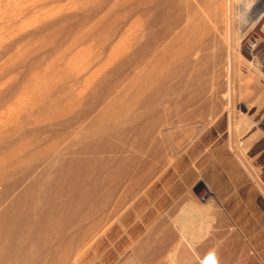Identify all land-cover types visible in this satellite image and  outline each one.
<instances>
[{
	"label": "bare ground",
	"instance_id": "bare-ground-1",
	"mask_svg": "<svg viewBox=\"0 0 264 264\" xmlns=\"http://www.w3.org/2000/svg\"><path fill=\"white\" fill-rule=\"evenodd\" d=\"M129 1L128 16L142 10V30L133 33L136 42L130 39L114 45L98 66L99 55L80 53L77 59L84 62L80 70L91 72L82 82L84 90H72L77 60L69 59L62 65L61 52L47 63L46 76L29 85V101L21 108L34 116L35 122L68 118L63 121L64 128L54 133L55 138L42 144L44 140L40 142L36 136L44 132L41 129L24 131L12 139L6 126L0 125V264H68L69 254L83 239L86 243L87 233L98 223L105 227L118 220L132 192L143 190L172 158L177 144L173 148L165 146L167 139L164 141L162 135L176 140V130L215 124L226 111L230 112L233 142L245 150L252 164L261 162L264 174V63L258 57L264 27L261 10L255 15L249 13L254 0H234V16L221 9L215 20L199 12L195 0ZM123 15L111 6L87 24L89 27L76 38L77 42L94 38L111 47L125 19ZM225 17L236 26V47L228 53L221 46L210 52L208 48L217 44L208 39L211 27ZM245 73L255 78L257 97L244 95L245 84L240 80ZM70 136L66 143L69 146L61 148V139ZM134 148L138 151L135 155L124 156V151ZM107 150L116 153L115 159L103 156ZM69 151L82 155L66 157ZM132 170L135 174L132 172L134 176L128 179L126 175ZM205 185L199 186V198L208 203L198 206L209 208L215 204ZM261 188L264 190V184ZM108 206L111 212L95 219L96 223L83 229V233H71L72 225H81L88 216ZM185 209L175 220L183 231L192 221L193 212ZM166 225V219L160 220L132 252L133 257L143 260L141 264H163L168 251L171 264H178L184 243L194 250L199 264H218L219 243L216 248L212 241H205L206 251L198 254L185 232L180 238L176 234V241L173 231H166ZM132 254L125 264L136 261Z\"/></svg>",
	"mask_w": 264,
	"mask_h": 264
},
{
	"label": "rangeland",
	"instance_id": "rangeland-1",
	"mask_svg": "<svg viewBox=\"0 0 264 264\" xmlns=\"http://www.w3.org/2000/svg\"><path fill=\"white\" fill-rule=\"evenodd\" d=\"M220 2L222 6L218 4ZM231 2L229 0H195V4H197L195 6L199 12L209 14V17L212 16V19L215 20L221 14V9L225 10V13L229 11L230 15L228 14V16H234L235 11L233 10L236 2L234 3V0H231ZM129 5V0H0V125L6 126L9 130L8 135L11 132L9 136L13 137L12 139L18 137L24 131H39L42 129L44 132L36 136H38V139L40 137V142L43 139L44 141L41 143L44 144V142L50 141L51 138H55L57 136L55 134L64 128L62 127L63 121L68 120L66 116L58 119H44L37 123L34 121V116L28 115L22 110L21 106L29 101L31 93L28 90L29 85L37 78L46 76L45 67L47 63L52 58H56L61 52L60 54L64 58L61 60L62 65L63 62L66 63L69 59L77 60L75 74L72 77V83L75 84L72 90L74 92L84 90L82 82L91 72L80 70V66L84 63L81 59H77L80 53L91 51L99 55L96 60L98 66L105 62L114 45L130 39L131 43L136 42L133 33L142 30V10L128 16L126 10ZM111 6L117 7L118 15L119 13L121 16H124L123 13L126 14L112 46L101 44L94 38L77 42L76 38L83 33V30L87 29L90 23L96 21L98 17L105 14ZM255 6L250 7V14L254 15L259 10L260 5ZM206 10L209 11L206 12ZM224 21L217 24L216 27H211L212 34L208 36V39L217 42V44L211 46L214 45L215 48L218 46L216 49L213 48L214 46H210L208 48L210 52L221 46L223 51L228 53L236 47L234 41L236 26H234L233 21L229 24L230 21H227L226 17ZM88 23L89 25H87ZM261 39L264 40V35L261 36ZM260 46L258 57L264 63L263 42H260ZM240 54L245 56L243 50H240ZM244 75L240 80L241 84L243 83L242 85L245 84L244 90L247 93L244 92V95L250 98L251 96L253 98L257 97L255 78L248 77L246 73ZM262 78H264V75H261ZM262 81L264 82L263 79ZM251 92L252 94H250ZM228 112L226 111L222 120L215 124H205L196 129L188 127L176 130L177 141L169 137L168 134L162 135L165 137L163 138L164 141L167 139V143L164 142L165 146L170 145L169 147L173 148L177 144L174 155L171 156L173 159L167 160L166 168L164 167L156 175L157 177H154L155 180L152 179L149 182L150 184H147L145 190L143 189L144 191L132 192L129 205L121 210L122 214L120 213L118 220H115L113 224L109 222V225H105L106 228L98 225L99 223L96 227H93L94 229H91L84 237L86 243L83 239L79 247L73 251L77 254L73 252L69 254L68 264H122L123 262L125 264L129 260L127 257L131 256L142 240H145L148 234L157 226V223L163 219H166L167 222L166 231L168 229L171 232L173 231L176 241L185 232L187 238L193 240L195 245L193 246L196 247L198 254L206 251L203 246L205 241H212L216 248L219 243L221 248L218 247L217 249L219 250L218 264H264V190L261 188L264 184V174L262 164L261 162L252 164L246 157L245 150H240L237 144L233 142L229 127L230 112ZM22 121L24 124L20 125L19 122ZM129 133L126 131L125 135L129 136ZM68 138H66L67 141L61 139V148H66V145L69 146L66 143L72 137ZM0 144L2 143L0 142ZM111 151L107 150L108 153L106 152L103 156L107 159L109 157V159L111 157L115 159L116 153L113 150ZM127 151L123 153L125 157L135 155L138 152L136 148L133 151ZM65 155L66 157L71 155L77 157L82 154L69 151ZM132 172L135 174V171L132 170L126 175L128 179L134 176ZM257 181H260L261 184ZM202 184L205 187L207 186V190L213 196L215 205L212 207H201L206 206L208 203L206 200L201 201L199 198V186ZM198 204L201 206H198ZM185 208L192 209L193 212L192 221L183 231L181 224L175 220L178 219ZM110 212L111 206H108L96 215L93 213L81 225H72L71 233L74 232V235H77L78 232L83 233L86 228L96 223L95 219H99L104 213V215H107ZM100 231L104 233H98ZM201 239L203 240L201 241ZM149 244L151 245L152 242L150 241ZM184 244L185 246L180 249L177 263L192 264L197 262L199 264L194 250L186 243ZM168 253L169 251L164 255L165 257L163 256V264H169L170 262ZM133 258H136V261L139 260L136 262L133 259L131 261L133 264L143 263V260L139 257L134 256Z\"/></svg>",
	"mask_w": 264,
	"mask_h": 264
},
{
	"label": "built area",
	"instance_id": "built-area-1",
	"mask_svg": "<svg viewBox=\"0 0 264 264\" xmlns=\"http://www.w3.org/2000/svg\"><path fill=\"white\" fill-rule=\"evenodd\" d=\"M254 4H253V6H255V5H260L259 6V10L258 11H256V13L255 14H257L260 10H261V12H260V14L262 15V18H263V21H262V25H261V27L263 26L264 27V0H254ZM254 14V15H255ZM259 14V15H260ZM261 42H263V45H264V40H262Z\"/></svg>",
	"mask_w": 264,
	"mask_h": 264
}]
</instances>
